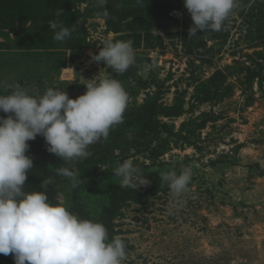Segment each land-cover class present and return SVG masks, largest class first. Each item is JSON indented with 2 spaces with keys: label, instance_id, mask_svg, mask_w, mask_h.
Here are the masks:
<instances>
[{
  "label": "rangeland",
  "instance_id": "obj_1",
  "mask_svg": "<svg viewBox=\"0 0 264 264\" xmlns=\"http://www.w3.org/2000/svg\"><path fill=\"white\" fill-rule=\"evenodd\" d=\"M35 1L19 21L0 15V94L19 84L78 98L106 68L92 55L109 39L133 41L136 63L112 75L129 94L124 116L137 122L112 152L74 170L96 185L78 201L97 222L121 188L120 164L132 159L152 174L157 193L123 201L115 217L122 264H264V0H238L225 28L192 37L184 0H107V17L97 0ZM50 20L71 36L54 40ZM185 167L192 180L177 195L160 174ZM61 182L57 199L70 211L71 183ZM0 264H15L13 255L0 254Z\"/></svg>",
  "mask_w": 264,
  "mask_h": 264
},
{
  "label": "clouds",
  "instance_id": "obj_2",
  "mask_svg": "<svg viewBox=\"0 0 264 264\" xmlns=\"http://www.w3.org/2000/svg\"><path fill=\"white\" fill-rule=\"evenodd\" d=\"M97 4L107 17V0ZM184 7L194 22L189 29L192 37L225 28L238 0H184ZM63 14V8L57 10L58 17ZM48 26L58 42L71 36L72 29L60 20H50ZM92 60L106 68L75 99L65 90L48 88L41 95L19 84L2 85L12 91L0 94V112L8 114L0 116V254H12L15 264H122L126 258L125 243L120 237L109 241L103 223L50 203L46 189L51 178L41 182L44 191H24L28 172L34 168L33 158L26 154L29 141L43 136L49 153L75 162L90 156L89 147L106 141L110 130L124 122L129 94L112 72L122 75L136 63L133 41L109 39ZM56 174L69 179L73 188L84 183L68 167L57 168ZM113 175L120 178L122 188L138 189L150 183L132 159L120 164ZM160 178L180 195L192 180V169L164 172Z\"/></svg>",
  "mask_w": 264,
  "mask_h": 264
},
{
  "label": "trees",
  "instance_id": "obj_3",
  "mask_svg": "<svg viewBox=\"0 0 264 264\" xmlns=\"http://www.w3.org/2000/svg\"><path fill=\"white\" fill-rule=\"evenodd\" d=\"M35 2V0H0V15L8 13L10 17H13L15 21H19V19H23L24 15L33 13V10L37 6L35 5ZM0 20H2V17H0ZM210 32L216 33V31ZM221 75V72H218L215 75V78L220 77ZM136 118L134 115H125L124 122L115 126L113 128V131H110L109 137L106 141L102 140L99 144L91 145L88 149V151L91 152V155L87 158L79 159L75 162L62 161L54 154L49 153L47 151L48 145L46 144L44 137L38 135L34 141L28 142L30 145V149L26 154L33 158L34 168L29 170L28 179L24 188H36L37 186H40L41 182L51 178L53 182L49 184L46 189L49 201L52 204H60L57 197L59 193L63 192L61 189V179L63 178V176L57 175L56 169L59 167H68L72 171H82L86 165L92 163L101 156L112 152L114 149L112 143L114 145V143L118 144L119 142H121L120 140L124 136L122 129L135 126V122H137ZM144 177L150 181L147 186H141L138 189H128L121 187L111 194V204L110 206L103 209V213L98 221L103 223L107 228L108 238L110 240L114 238V220L118 215L117 212L120 209V204L123 201L129 200L135 203H141L147 196H153L157 193V189L154 187L152 182V174H145ZM65 179L71 183L69 179ZM81 179L84 183L75 188H73L71 184L70 187L72 189V194H66L65 196L68 200L71 201L70 212L80 216L82 219H91L89 213L85 212V208L78 201V196L84 190L91 194H96V185L92 182H87L86 178L83 177V175L81 176Z\"/></svg>",
  "mask_w": 264,
  "mask_h": 264
}]
</instances>
